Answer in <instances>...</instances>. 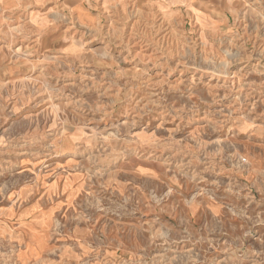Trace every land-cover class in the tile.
I'll use <instances>...</instances> for the list:
<instances>
[{"label": "rangeland", "instance_id": "1", "mask_svg": "<svg viewBox=\"0 0 264 264\" xmlns=\"http://www.w3.org/2000/svg\"><path fill=\"white\" fill-rule=\"evenodd\" d=\"M0 264H264V0H0Z\"/></svg>", "mask_w": 264, "mask_h": 264}]
</instances>
